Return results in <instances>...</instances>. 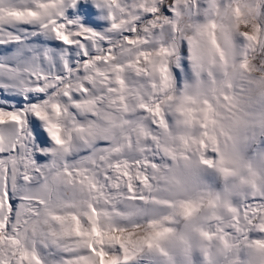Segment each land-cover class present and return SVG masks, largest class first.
I'll return each mask as SVG.
<instances>
[{
    "label": "snow or ice",
    "instance_id": "obj_1",
    "mask_svg": "<svg viewBox=\"0 0 264 264\" xmlns=\"http://www.w3.org/2000/svg\"><path fill=\"white\" fill-rule=\"evenodd\" d=\"M0 264H264V0H0Z\"/></svg>",
    "mask_w": 264,
    "mask_h": 264
}]
</instances>
